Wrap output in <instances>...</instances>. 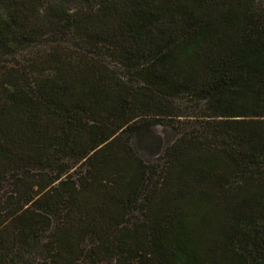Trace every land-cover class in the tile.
<instances>
[{"label":"trees","instance_id":"trees-1","mask_svg":"<svg viewBox=\"0 0 264 264\" xmlns=\"http://www.w3.org/2000/svg\"><path fill=\"white\" fill-rule=\"evenodd\" d=\"M3 182L0 264H264V4L0 0Z\"/></svg>","mask_w":264,"mask_h":264},{"label":"rangeland","instance_id":"rangeland-1","mask_svg":"<svg viewBox=\"0 0 264 264\" xmlns=\"http://www.w3.org/2000/svg\"><path fill=\"white\" fill-rule=\"evenodd\" d=\"M258 2L264 4V0H258ZM158 130H160V138L162 139V137L165 139L167 137H170L171 131L170 129H165L167 131H164L163 133L161 132V130H163V127H157ZM149 155H145V159L146 160H157V158H159V156H156L154 154H150L147 153ZM9 183L7 182H3L0 183V195L4 196L9 190H11V187L8 185ZM0 196V197H1ZM134 215H136L138 218H140V213H137V211H134ZM130 223V222H127ZM46 237L45 234H43V239ZM46 257V254L43 252L42 247L41 246H36L34 249H24L23 252L19 253V262H16L15 264H39L44 258ZM115 260L112 261H106V260H102L100 262V264H108L109 262H114ZM124 262V260L122 258H118L117 261L115 262ZM107 262V263H106ZM12 264V263H11ZM80 264H87L86 261H83Z\"/></svg>","mask_w":264,"mask_h":264}]
</instances>
